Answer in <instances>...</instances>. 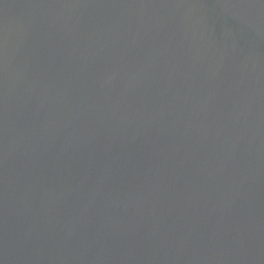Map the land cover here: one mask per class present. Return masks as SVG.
<instances>
[{
  "label": "water",
  "instance_id": "obj_1",
  "mask_svg": "<svg viewBox=\"0 0 264 264\" xmlns=\"http://www.w3.org/2000/svg\"><path fill=\"white\" fill-rule=\"evenodd\" d=\"M0 264H264V0H0Z\"/></svg>",
  "mask_w": 264,
  "mask_h": 264
}]
</instances>
